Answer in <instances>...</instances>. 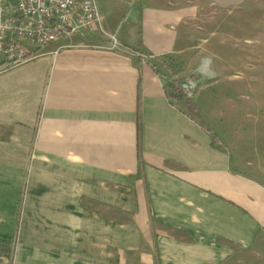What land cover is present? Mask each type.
I'll return each instance as SVG.
<instances>
[{"label": "crops", "instance_id": "obj_1", "mask_svg": "<svg viewBox=\"0 0 264 264\" xmlns=\"http://www.w3.org/2000/svg\"><path fill=\"white\" fill-rule=\"evenodd\" d=\"M242 1L94 0L99 29L0 73V264H264L252 147L203 76L217 139L166 93Z\"/></svg>", "mask_w": 264, "mask_h": 264}, {"label": "rangeland", "instance_id": "obj_2", "mask_svg": "<svg viewBox=\"0 0 264 264\" xmlns=\"http://www.w3.org/2000/svg\"><path fill=\"white\" fill-rule=\"evenodd\" d=\"M135 9H128L122 26L133 19ZM220 19L206 35V50L195 73L185 77L196 89L197 78L203 76L204 110L225 112L226 128L232 126L235 140L252 147L248 159L264 182V0H244L221 9Z\"/></svg>", "mask_w": 264, "mask_h": 264}, {"label": "built area", "instance_id": "obj_3", "mask_svg": "<svg viewBox=\"0 0 264 264\" xmlns=\"http://www.w3.org/2000/svg\"><path fill=\"white\" fill-rule=\"evenodd\" d=\"M99 23L94 0H0V73L74 35L87 36ZM111 39L116 43V35ZM189 85L194 88V81Z\"/></svg>", "mask_w": 264, "mask_h": 264}, {"label": "trees", "instance_id": "obj_4", "mask_svg": "<svg viewBox=\"0 0 264 264\" xmlns=\"http://www.w3.org/2000/svg\"><path fill=\"white\" fill-rule=\"evenodd\" d=\"M189 77H179L167 81L166 93L171 100L184 101L191 117L199 120L201 125L211 133L216 139L217 135L206 126L205 122L201 119V115L197 109L195 102L189 95L190 92H195L194 88L189 85Z\"/></svg>", "mask_w": 264, "mask_h": 264}]
</instances>
